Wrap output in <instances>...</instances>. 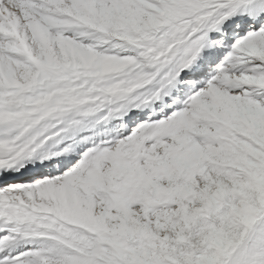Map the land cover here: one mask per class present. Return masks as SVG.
I'll return each mask as SVG.
<instances>
[{
	"label": "snow or ice",
	"instance_id": "snow-or-ice-1",
	"mask_svg": "<svg viewBox=\"0 0 264 264\" xmlns=\"http://www.w3.org/2000/svg\"><path fill=\"white\" fill-rule=\"evenodd\" d=\"M0 264H264V0H0Z\"/></svg>",
	"mask_w": 264,
	"mask_h": 264
}]
</instances>
